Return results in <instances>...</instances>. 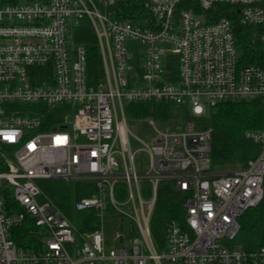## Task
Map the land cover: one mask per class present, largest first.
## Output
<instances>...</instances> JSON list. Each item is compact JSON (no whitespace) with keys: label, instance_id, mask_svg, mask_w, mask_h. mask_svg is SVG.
Segmentation results:
<instances>
[{"label":"built area","instance_id":"built-area-1","mask_svg":"<svg viewBox=\"0 0 264 264\" xmlns=\"http://www.w3.org/2000/svg\"><path fill=\"white\" fill-rule=\"evenodd\" d=\"M185 1L147 0L135 23L104 14L96 0H0V264H264V247L232 244L242 216L264 198V129L248 132L259 152L245 167L214 170L212 128L189 119L171 132L149 119L148 144L128 123L135 102L187 107L202 119L224 102L264 101V64L243 63L232 21L212 14L236 7L264 44V0ZM83 22L102 61L95 84L87 47L71 34ZM65 104L61 123L44 118ZM41 180L91 184L74 210L93 211V229L67 218ZM164 183L184 197V214L158 238L152 221ZM26 221L38 251L13 237Z\"/></svg>","mask_w":264,"mask_h":264},{"label":"trees","instance_id":"trees-1","mask_svg":"<svg viewBox=\"0 0 264 264\" xmlns=\"http://www.w3.org/2000/svg\"><path fill=\"white\" fill-rule=\"evenodd\" d=\"M193 0L185 1L182 7H192ZM145 0H115L109 14L115 19L139 23L146 17ZM213 18L228 17L234 27L237 45L241 50V58L245 64H264V44L261 40V29L242 22L237 8L228 4L218 5L213 10ZM73 41L87 47L89 59V78L91 83H97L103 76L102 61L97 46L96 35L87 22H83L72 31ZM173 104L166 102L145 101L130 103L127 106V116L131 118L153 117L162 120L169 116ZM70 106L65 104L50 112L45 110L44 118L54 124L61 123ZM185 119H191V113L184 107ZM203 127L212 128L211 167L214 170L237 169L245 167L254 159L258 145L248 137L252 130L264 129V101L224 102L215 108H209L202 117ZM41 189L46 196L69 218L81 231H91L93 211L79 212L73 215L74 203L93 193L91 184L76 183L74 186L59 180H41ZM184 197L170 183L162 184L158 189V201L153 214V234L163 238L168 222L173 219L182 220ZM241 229L233 241V245L246 251H255L264 247V198L262 202L248 210L241 218ZM13 237L18 246L25 250L41 249L36 242L38 232L35 226L26 221L16 228Z\"/></svg>","mask_w":264,"mask_h":264},{"label":"rangeland","instance_id":"rangeland-1","mask_svg":"<svg viewBox=\"0 0 264 264\" xmlns=\"http://www.w3.org/2000/svg\"><path fill=\"white\" fill-rule=\"evenodd\" d=\"M145 1H147V0H145ZM96 2L98 4L100 10L104 14L109 13L111 7L105 6L104 3L101 2V0H96ZM197 19L200 22H205V16L204 15H198ZM169 110H170L169 114H168L169 116H166L162 120L154 119L153 117H145V118L137 119V118H131L128 116L129 126L143 142L148 143V144L151 143V141L153 140V137L155 136L154 129L149 124V119H154L155 122L157 123L158 127L164 131L167 130V131H171V132H180L182 130H185L188 120L185 119L184 107L172 105ZM191 121H195L198 124L202 123L201 119H192L191 118ZM138 146H140V145L138 144ZM138 160L141 163H144V168L146 169L147 157H146L145 153H141L138 156ZM238 168H240V167H238ZM66 184L74 186L76 183L75 182H67ZM73 215H75V216L79 215V212L73 211ZM106 230H107V235H110V236L113 235V229H112L110 224H106Z\"/></svg>","mask_w":264,"mask_h":264},{"label":"water","instance_id":"water-1","mask_svg":"<svg viewBox=\"0 0 264 264\" xmlns=\"http://www.w3.org/2000/svg\"><path fill=\"white\" fill-rule=\"evenodd\" d=\"M240 13V10H238V14Z\"/></svg>","mask_w":264,"mask_h":264}]
</instances>
